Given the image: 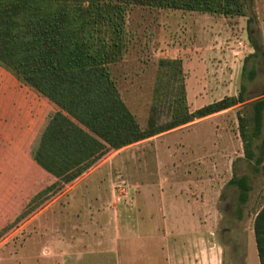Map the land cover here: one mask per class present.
I'll use <instances>...</instances> for the list:
<instances>
[{
	"label": "rangeland",
	"instance_id": "374dc122",
	"mask_svg": "<svg viewBox=\"0 0 264 264\" xmlns=\"http://www.w3.org/2000/svg\"><path fill=\"white\" fill-rule=\"evenodd\" d=\"M128 24V51L110 69L143 128L159 97L158 121L171 118L167 98L173 92H157L158 81L167 83L159 77L161 60L181 62L191 111L238 96L243 86L247 102L108 149L91 170L40 203L32 201L33 194L27 195L28 205L8 201L13 185L9 196L0 195V209L8 211L4 220L35 206L25 220L6 225L2 264L25 245L23 239L38 235L57 237L43 249L58 257L50 260L55 264H260L254 223L264 205V163L257 169L246 160L240 115L251 117V103L264 98V0H249L244 17L136 7ZM245 67L256 70L253 80L243 75ZM166 71L171 77L170 68ZM172 84L174 89L177 82ZM50 103L47 99V109ZM263 139L264 124L256 146ZM260 152L256 149V157ZM235 176H247L252 185L245 205L230 185ZM47 207L40 227L38 222L21 229ZM83 213L86 225L76 221ZM6 248L10 256L2 254ZM73 252L82 254L73 259Z\"/></svg>",
	"mask_w": 264,
	"mask_h": 264
},
{
	"label": "trees",
	"instance_id": "16d2710c",
	"mask_svg": "<svg viewBox=\"0 0 264 264\" xmlns=\"http://www.w3.org/2000/svg\"><path fill=\"white\" fill-rule=\"evenodd\" d=\"M248 1L0 0V65L58 107L42 134L35 159L26 158L8 142L2 146L0 195L9 196L14 185L15 194L8 201L28 205L27 195L33 194L32 201L40 203L91 170L108 149L120 150L245 104L243 86L238 96L191 111L181 62L161 60L159 77L167 78V83L158 81L157 92H173L169 98L165 95L171 104V118L158 121L159 97L143 128L124 101L110 67L128 51V15L136 7L244 17ZM243 75L251 81L256 70L245 67ZM174 81L177 84L172 89ZM251 105L253 115H240V129L245 158L258 169L264 163V139L261 145L255 144L262 135L264 98ZM256 149L261 151L258 157ZM230 185L238 189V201L245 205L252 190L249 178L235 176ZM34 206L20 209L7 221L6 207L0 209V241L6 235V225L25 220ZM254 232L260 264H264V205L256 215Z\"/></svg>",
	"mask_w": 264,
	"mask_h": 264
},
{
	"label": "crops",
	"instance_id": "0c3cea01",
	"mask_svg": "<svg viewBox=\"0 0 264 264\" xmlns=\"http://www.w3.org/2000/svg\"><path fill=\"white\" fill-rule=\"evenodd\" d=\"M46 106L47 99L45 97L0 65V150L8 142L25 155L26 158L35 159V151L42 134L51 115L58 110V107L53 103L48 105V109ZM51 112L54 113L52 114ZM48 209L49 207L42 210L25 223L21 229L29 228L31 224L34 226L38 222V227H40L41 223L47 221L45 212ZM83 210L86 211V207ZM84 213L81 219L76 221L86 225ZM50 219L52 220L53 218L50 217L48 222L51 221ZM22 242L25 245L21 246L18 252L13 251V256L6 262L7 264H55L50 260H56L58 257H53L52 259V257L46 255L44 250L47 245H53L58 242L56 236L46 239L38 235L23 239ZM33 243H37V247L29 249L27 245L30 247ZM50 248L52 249V246ZM9 252L6 248V251L2 254L7 253V256H10ZM81 254L80 252H73V259ZM1 259L0 264H2Z\"/></svg>",
	"mask_w": 264,
	"mask_h": 264
}]
</instances>
